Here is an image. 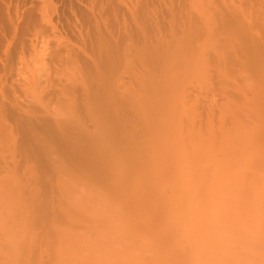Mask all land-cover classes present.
<instances>
[{
  "label": "bare ground",
  "instance_id": "6f19581e",
  "mask_svg": "<svg viewBox=\"0 0 264 264\" xmlns=\"http://www.w3.org/2000/svg\"><path fill=\"white\" fill-rule=\"evenodd\" d=\"M264 0H0V264H264Z\"/></svg>",
  "mask_w": 264,
  "mask_h": 264
},
{
  "label": "rangeland",
  "instance_id": "374dc122",
  "mask_svg": "<svg viewBox=\"0 0 264 264\" xmlns=\"http://www.w3.org/2000/svg\"><path fill=\"white\" fill-rule=\"evenodd\" d=\"M262 257H264V254H263V256Z\"/></svg>",
  "mask_w": 264,
  "mask_h": 264
}]
</instances>
